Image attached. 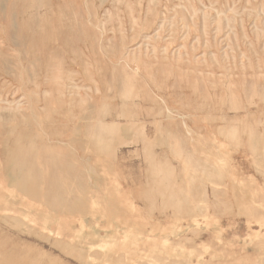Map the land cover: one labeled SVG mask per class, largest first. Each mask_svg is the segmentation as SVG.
<instances>
[{"label": "rangeland", "instance_id": "obj_1", "mask_svg": "<svg viewBox=\"0 0 264 264\" xmlns=\"http://www.w3.org/2000/svg\"><path fill=\"white\" fill-rule=\"evenodd\" d=\"M0 264H264V0H0Z\"/></svg>", "mask_w": 264, "mask_h": 264}, {"label": "bare ground", "instance_id": "obj_2", "mask_svg": "<svg viewBox=\"0 0 264 264\" xmlns=\"http://www.w3.org/2000/svg\"><path fill=\"white\" fill-rule=\"evenodd\" d=\"M89 36H90V35H89ZM27 53H28V52H27ZM29 59H30V58H29ZM31 60H32V59H31ZM28 61H29V60H28ZM54 87H55V86H54ZM58 89H60V88H58ZM58 89H55V90H58ZM59 91L61 92V89H60ZM50 92H51V91H50ZM56 93H57V92H56ZM58 93H59V92H58ZM49 94H50V93H49ZM87 107H88V106H87ZM78 114L80 115V113H78ZM81 114H82V113H81ZM104 114H105V113H104ZM100 115L102 116V114H100ZM95 116H96V115H95ZM104 116H105V115H104ZM103 119H104V118H103ZM105 119H106V118H105ZM86 121H87V120H86ZM101 122H103V121H101ZM78 124H79V123H78ZM99 124H100V123H99ZM99 124H97V125H99ZM87 125H90V124H87ZM95 125H96V123H95ZM100 125H101V124H100ZM71 127H72V126H71ZM89 127H90V130H91V127H93V126L90 125ZM95 127H96V126H95ZM87 128H88V127H87ZM79 129H80V127H79ZM85 129H86V128H85ZM97 129H98V128H97ZM100 129H101V128H100V126H99V130H100ZM88 130H89V129H88ZM90 130H89V131H90ZM99 130H98V131H99ZM85 131H87V130H85ZM95 131H97V130H95ZM98 131H97V132H98ZM100 131H101V130H100ZM87 132H88V131H87ZM87 132H86V133H87ZM95 133H96V132H95ZM90 134H91V133H90ZM86 135H87V134H86ZM138 135H139V134H138ZM101 136H102V135H101ZM104 136H105V135H104ZM110 136H111V135H110ZM133 136H134V135H133ZM146 136H147V135H146ZM163 138H164V137H163ZM89 139H90V138H89ZM104 139H105V138H104ZM109 139H110V138H109ZM105 140H106V139H105ZM105 140H104L103 142H105ZM150 140H151V139H150ZM70 142H71V141H70ZM112 142H113V141H112ZM143 142H145V141H143ZM59 143H60V142H59ZM92 143H93V142H92ZM63 144H64V143H63ZM96 144H97V143H96ZM106 144H107V143H106ZM111 144H112V143H111ZM148 144H151V143H148ZM93 145H94V144H93ZM100 145H101V143H100ZM106 146H108V144H107ZM110 146H111V145H110ZM112 146H114V145H112ZM112 146H111V148H112ZM94 147H95V146H94ZM28 148H29V147H28ZM72 148H73V147H72ZM173 149H174V147H173ZM34 150H35V149H33L32 151H34ZM73 150H75V149H73ZM110 150H112V149H110ZM36 151H37V150H36ZM113 151H114V147H113ZM36 153H38V152H36ZM49 158H50V157H49ZM86 158H87V157H86ZM47 159H48V158H47ZM80 159L82 160L81 157H80ZM84 159H85V158H84ZM197 160H198V159H197ZM197 160H196V162H197ZM198 163H199V164H198V166H199V165H200V162L198 161ZM26 164H27V163H26ZM79 164H80V163H79ZM196 164H197V163H196ZM27 165H28V164H27ZM83 165H84V164H83ZM85 165H87V164H85ZM22 166H23V165H22ZM51 166H52V165H51ZM70 166H71V165H70ZM35 167H36V165H35ZM43 168H44V167H42V169H43ZM51 168H52V167H51ZM51 168H50V169H51ZM59 168H60V167H59ZM91 168H92V166H91ZM31 169H32V168H30V171H31ZM44 169H45V168H44ZM28 170H29V169H28ZM24 171H27V170H25V167H24ZM30 171H29V173H30ZM36 171H37V169H36ZM41 171H42V170H41ZM45 171H46V170H45ZM31 172H32V174H33V171H31ZM38 172H39V171H38ZM91 172H93V171L91 170ZM94 172H95V171H94ZM94 172H93V173H94ZM25 173H26V172H25ZM42 173H44V172H42ZM50 173H51V171L49 172V174H50ZM34 174L37 176L36 173H34ZM39 174H40V172H39ZM150 174H151V173H150ZM159 175H160V174H159ZM44 176H45V175H44ZM44 176H43V177H44ZM30 177H31V176H30ZM41 177H42V176H41ZM31 178H32V177H31ZM43 179H44V178H43ZM38 180H39V179H38ZM41 180H42V179H41ZM191 180H192V179H191ZM32 181H33V179H32ZM34 181H35V180H34ZM34 181H33V182H34ZM34 185H35V184H34ZM148 185H149V184H148ZM160 185H161V184H160ZM160 185H159V187H161ZM179 185H180V184H179ZM179 185H178V184H177V185L175 184V186H179ZM36 186H37V185H36ZM172 186H173V185H172ZM39 187H40V186H39ZM166 187H167V186H166ZM168 187H169V186H168ZM156 188H157V187H156ZM156 188H155V189H156ZM161 188H162V187H161ZM162 189H163V188H162ZM221 189H222V188H221ZM221 189H220V190H221ZM143 191H144V190H143ZM154 191H155V190H154ZM59 192H60V191H59ZM155 192H157V190H156ZM160 192H165V189H164V191L162 190V191H160ZM184 192H185V190H184ZM221 192H222V191H221ZM46 193H47V192H46ZM56 193H57V192H56ZM145 193H146V192H145ZM44 194H45V192H44ZM57 194H58V193H57ZM57 194H56V195H57ZM184 194H185V193H183V195H184ZM188 194H189V191H188ZM59 195H60V194H59ZM43 196H44V195H43ZM45 196H47V194H46ZM45 196H44V197H45ZM164 196H165V195H164ZM44 197H43V198H44ZM56 197H57V196H56ZM57 198H58V197H57ZM64 198H65V197H64ZM180 198H181V197H179V199H180ZM51 199H52V198H51ZM51 199H50V200H51ZM53 199H54V197H53ZM70 199L72 200V198H70ZM44 200H45V199H44ZM47 200H48V199H47ZM50 200H49V201H50ZM66 200H67V199H66ZM45 201H46V200H45ZM49 201H48V202H49ZM52 201H53V200H52ZM54 201H55V200H54ZM56 201H58V199H57ZM175 201H176V199H175ZM58 202H59V201H58ZM65 202H66V201H65ZM70 202H71V201H70ZM44 203H46V202H44ZM52 203H53V202H52ZM54 203H55V202H54ZM174 203H175V202H174ZM60 204H61V203H60ZM47 205H48V204H47ZM62 205H63V204H62ZM49 206H50V205H49ZM51 206H52V205H51ZM51 206H50V207H51ZM168 206H169V204H168ZM170 206H172V205H170ZM53 207H54V206H53ZM53 207H52V208H53ZM60 207H62V206H60ZM179 209H181V208H179ZM179 211H180V210H179ZM177 215H180V212L177 213ZM27 219H28V218H27ZM28 220H29V219H28ZM13 222H14V221H13ZM28 222H29V221H28ZM15 224H16V223H15ZM40 228H41V227H40ZM42 229H43V228H42ZM43 230H46V229L44 228ZM48 231H49V230H48ZM48 233H49V232H48ZM56 233H57V232H55V234H56ZM58 235H59V234H58ZM254 235H255V234H254ZM254 235H253V236H254ZM56 236H57V235H56ZM148 238H149V237H148ZM148 238H147V239H148ZM165 243H166V242H165V240H164V244H165ZM168 246H170V245H168ZM173 261H174V260H173ZM182 261H183V260H182ZM179 262H181V261H179ZM181 263H182V262H181ZM185 263H186V262H185Z\"/></svg>", "mask_w": 264, "mask_h": 264}]
</instances>
